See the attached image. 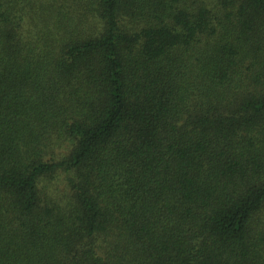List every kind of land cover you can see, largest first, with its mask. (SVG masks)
<instances>
[{
  "label": "trees",
  "instance_id": "trees-1",
  "mask_svg": "<svg viewBox=\"0 0 264 264\" xmlns=\"http://www.w3.org/2000/svg\"><path fill=\"white\" fill-rule=\"evenodd\" d=\"M0 264H264V0H0Z\"/></svg>",
  "mask_w": 264,
  "mask_h": 264
}]
</instances>
